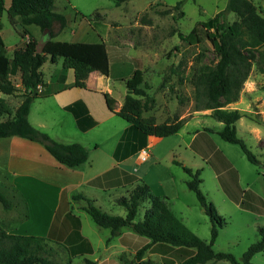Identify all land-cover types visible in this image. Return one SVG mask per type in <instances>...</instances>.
Wrapping results in <instances>:
<instances>
[{"label": "rangeland", "instance_id": "374dc122", "mask_svg": "<svg viewBox=\"0 0 264 264\" xmlns=\"http://www.w3.org/2000/svg\"><path fill=\"white\" fill-rule=\"evenodd\" d=\"M53 1L54 10L66 17V26L54 39L105 42L111 68L110 95L117 103L122 102L126 93L124 81L138 67L143 70L141 86H146L148 93L155 100L153 108L145 111L143 115H154L164 121L180 120L178 119L180 117L186 121L179 133L162 137L160 142L149 147L160 158L157 165L151 166L149 160L138 163L134 154L123 163L124 166L140 177L141 181L138 183L147 184L151 194L159 196L164 192L168 193L166 195L169 200L165 201L169 203L173 213L189 230L208 241L211 228L209 216L197 201L195 193L184 183V179H188L189 176L182 166L172 162V159L185 163L186 167L192 170L199 169L201 178L199 188L213 204L217 215L224 220L222 227L218 228L212 247L215 251L230 252L241 263V256L248 245L260 238L257 228L264 226V125L254 122V120L261 122L263 117L261 114L251 113V118L254 119L251 120L242 112L245 115L235 123L237 136L243 139L259 160L258 164H253L246 159L239 145L227 142L219 136L217 131L222 124L209 115L210 109L195 110V91L191 76L200 66L216 62L213 46L206 39L198 43L182 40L178 34L188 32L197 22L207 20L218 11L224 10L228 0ZM178 1H181L180 7L174 8ZM252 2L264 14V0ZM180 10L184 12L183 15H180ZM224 18L232 22L236 16L233 12H225ZM26 28L37 41L43 40L44 34L37 25L30 24ZM199 32L202 37V29ZM18 33L5 14L1 34L9 57L12 56L14 49L22 46L28 39V36L25 35L23 39ZM260 66L264 67V57ZM40 69L43 80H51L52 83L45 86L43 94L33 99L28 113L29 122L58 142L83 145L88 153L85 167L87 175L100 174L113 166L116 161L117 144L128 134V129H125L128 122L107 110L103 96L105 92L94 90L104 89L103 86L88 83L85 87L88 90L85 91L86 94L93 98L99 110L95 114L97 124L82 131L76 125L75 116L61 106L62 101L74 94V91L68 90L58 95L47 92L61 86L64 79L65 83H70L74 78L73 70L64 68L61 59L55 63L47 60ZM60 75L62 77L58 79ZM10 79L17 90L10 95L0 94V98L13 110L22 99L20 72L10 75ZM99 80L106 82V76L102 74ZM251 82L255 83L251 100L245 98L235 108L248 110L247 101L250 109L258 107L264 110V100L259 98L264 97V72L259 70L256 59L241 91ZM116 107L118 108L117 105ZM6 117L7 115L0 116V120ZM204 127L210 129L207 134L214 142L215 148L222 151L239 172L240 182L238 179L236 181L238 204L229 200L220 189L211 165L194 154L186 145L193 131H203ZM254 128L258 133L253 130ZM15 140L27 139L16 136L0 138V192L10 203L6 208L0 202V228L7 232L44 236L55 214L56 209L53 210V207L59 195L45 189V184L35 178L21 179L20 181L24 182L21 187L10 183L19 181L16 178L17 173L10 170L12 156L10 145ZM30 142L47 152L42 144ZM24 160L25 166L29 167L37 162L33 155L25 156ZM33 172L35 176L43 175L37 169ZM58 173L65 181L64 174ZM127 189L125 187L100 189L85 184L76 191L93 193L97 200L95 205L101 210L112 215L124 216L125 207L116 203L115 199L120 196L127 197L129 195ZM251 191L263 202L251 203L249 200ZM79 202L81 201H75L73 203L75 207L69 210L78 219L79 232L90 243L91 250L67 253L63 244L47 241L46 256L54 264H65L68 259L71 260V264H85L84 258L95 260L96 264H139L134 257L135 251L149 240L124 227L121 232L125 246L116 236L107 243L110 230L98 226L86 211L77 208ZM148 205L147 200L139 203L135 221L142 218ZM185 256L186 252L181 249H167L154 244L144 251L141 260L155 264H180ZM251 262L264 264V249L255 253L251 257ZM204 264L231 263L219 259Z\"/></svg>", "mask_w": 264, "mask_h": 264}, {"label": "trees", "instance_id": "16d2710c", "mask_svg": "<svg viewBox=\"0 0 264 264\" xmlns=\"http://www.w3.org/2000/svg\"><path fill=\"white\" fill-rule=\"evenodd\" d=\"M3 4L4 0H0V14L5 10L9 22L22 36L27 35L28 39L22 46L14 49L11 57L7 56L0 21V94L10 95L17 90L10 79V75L17 71L20 72V83L23 87L22 99L13 110L0 98V116L7 115L5 119L0 120V138L19 136L36 141L59 163L69 167L79 165L87 160L88 153L85 147L79 143H61L54 140L29 122L28 113L33 99L41 94L38 90V86L43 84V73L40 68L47 60L54 63L61 59L64 68L73 70V85L83 87L84 80L91 71L96 70L106 76L109 74L107 46L102 40L70 42L54 39L66 26V17L54 10L53 0H10L6 8ZM180 4L181 1H178L173 7L178 8ZM225 12H233L236 19L232 22L227 21L224 18ZM179 13L184 14L181 10ZM15 17L19 19L18 25H15ZM30 24L37 25L44 34L43 40L46 42L41 52H36L37 39L26 28ZM201 29L202 37L199 32ZM178 34L182 40L188 42L208 40L213 46L216 58L214 64L200 66L191 76L195 91V110L210 109L209 115L222 123V127L217 131L219 136L227 142L239 145L246 159L258 164V158L236 133L235 123L245 114L238 109L224 107L238 100L255 59L259 70L264 72V67L260 66L264 57V14L257 9L252 0H228L224 10L218 11L207 20L197 22L188 32ZM124 83L126 93L118 109L115 99L109 93L105 92L103 96L107 108L129 123V130L134 136V152L146 144L148 135L166 137L175 134L182 127L183 119L157 123L154 116L143 115L145 111L153 108L155 101L148 93L147 87L141 86L143 70L136 67ZM64 109L75 116L76 124L81 130L96 124L80 99L67 104ZM207 131L209 128L197 132L190 146L214 169L224 193L239 203L236 170L227 161L228 169H224L221 163L219 164L221 168L218 166L217 155L221 153L215 148ZM175 163L181 165L178 161ZM182 168L189 176L185 179L186 186L195 193L197 201L209 216L211 228L208 241L189 230L160 197L150 193L145 183H137L127 197L117 199V203L125 207L124 216L112 215L101 210L93 199L83 194H75L72 198L84 202L80 207L88 213L95 224L110 230L107 243L112 237L120 235L124 227L147 238L149 242L135 251L134 257L139 264H155L141 260L144 251L154 244L186 252L180 264H204L219 259H225L231 264H252L251 257L264 249V226L257 228L260 238L248 245L241 256V263L230 252L215 251L212 246L218 228L222 227L224 220L217 215L213 204L199 188L200 170H192L184 165ZM231 175L235 176L234 188L226 183L231 179ZM95 181L96 179L91 183ZM143 200H147L149 205L142 218L135 221L139 203ZM0 202L6 208L10 206L1 192ZM79 225L78 219L71 211L56 209L44 236L7 232L0 228V264H54L45 254L47 241L63 244L67 253L90 251V243L79 232ZM122 241L124 242L123 239ZM84 262L96 264L95 260L89 258H84ZM65 264H71V260L68 259Z\"/></svg>", "mask_w": 264, "mask_h": 264}, {"label": "crops", "instance_id": "0c3cea01", "mask_svg": "<svg viewBox=\"0 0 264 264\" xmlns=\"http://www.w3.org/2000/svg\"><path fill=\"white\" fill-rule=\"evenodd\" d=\"M9 2H10V0L9 1L4 0V4L3 5H4L5 8L9 5ZM5 14H6V11L2 10L1 14H0V21L1 22H2V19H3ZM7 18H8V16H7ZM14 22H15V25H18L19 19L17 17H15L14 18ZM17 32H18V29H17ZM21 37H23V39H24L25 36H21ZM70 42H75V41H70ZM59 60L60 59H58L57 61H59ZM61 62H62V60H61ZM110 70H111V68L109 66V74H110ZM109 74L107 76L105 75L106 76V80H105L106 82H102V80H99L101 78L102 74L99 71H96V70L95 71H91L88 74V76L85 78L83 87L74 86L73 85L74 78L70 81V83H65L66 79H64V81L62 82L61 86H59V87H57L55 89H52L53 91H48L47 90V92H50V94L58 95V94L65 93V91H68V90L74 91L73 92L74 94L69 95L66 99H64V101H62V103H61L62 108L64 109V106H66L67 104L80 99L85 104V106L87 108V111H88V114L92 117V119L95 120L96 111H98L99 109H98L96 103L93 102V98H91L88 94H86L87 92H85V91L87 90V88H85V87H86V85L88 83L95 84V85H102L104 89H94V90L95 91L99 90L100 93L101 92L102 93L103 92H107L110 95L111 91H110V85H109V79H110V75ZM61 77H62V75H60L58 79H61ZM51 83H52L51 80H45V81L43 80V84L39 85V88H38L39 92L41 94H43V92H45L44 91L45 90V86L47 84H51ZM254 87H255V83H253V82L247 83L246 87L241 91L240 97L238 98L239 100L227 104L224 108L237 109L235 107L240 102L244 101L245 98H247V100L250 101L251 100V94L254 91ZM259 98L264 100V97H259ZM115 101H116V99H115ZM247 103L248 102L246 101V107L248 108V110L246 109L247 111L246 110L242 111L243 109H238V110H240L241 112H244L245 114H247V117L250 118L251 120H254L253 118H251V115H252L251 113L261 114L262 117H263V120L261 122H258L256 120H254V122H256V123H258L260 125H264V110H261L258 107L255 108V109L254 108L250 109L249 105H247ZM121 104H122V102L121 103L115 102V105H117L118 108L121 106ZM106 108H107V106H106ZM107 110L110 113H114V112H111L108 108H107ZM150 110H148V111H150ZM148 116H150V115H148ZM152 116H154V115H152ZM193 117H194V115H193ZM178 119H182V118L179 117ZM155 120H156L157 123H160V122L164 121V120L158 119L157 117H155ZM75 122H76V120H75ZM185 123H186V121H184L182 127L177 131L178 133L184 127ZM96 124H97V121H96ZM220 124H222V123L220 122ZM221 127H222V125H220V128ZM89 128H91V127H89ZM89 128H87L85 130H88ZM204 128H206V127H204ZM125 129L126 130L128 129V134H126V136L124 138L120 139V141L117 144L116 152H115L116 153V161H115L114 165L111 166L110 168H108L107 170L102 171L100 174L98 173L97 175H91V176L87 175L88 173H87L86 168H85V167H87L86 166L87 160L85 162L79 164V165L74 166V167H69V166H66L64 164L59 163L48 152H45L41 148H39V147L35 146L34 144H32L30 142L31 140H29V139H27V140H15L10 145V147L12 148V151H11V155L12 156H11V161H10V170H12V172H16L17 173L16 178L19 181H12L10 183L15 185V186H20L21 187V185H24V182L20 181L21 179L27 180V179H30V178H35V179H38V180L42 181L43 184H45V187H44L45 189H47L48 191L53 192L57 196L59 195V197H57V200H56V202L54 204L53 210L54 209H64V212L70 211L69 209H71V208L73 209V207H75V205L73 206V203L75 201H81L82 202L81 199L80 200H74L72 198V196L75 195V194H84L85 196L93 199L94 203H95V201H97L96 198L94 197L93 193L88 194V193H85V192L81 193L80 191H76L77 188L83 187V186H85V184L86 185L88 184V185H91L92 187H96V188H100V189H109V188H115V187H125V188H128L127 190H128V194H129V192L139 182L140 177H138L134 173L128 171L127 167H125L123 163L130 156L136 154L139 149L134 152V147H135L134 146L135 143H134V139H133L134 136H132L133 132L129 130V123H128V126ZM85 130H82V131H85ZM253 130L256 133H258L257 129L254 128ZM197 132H199V131L198 130L193 131L192 135L189 137L188 141L186 142V145L188 147H190V149L194 152V154H196V155L200 156L201 158L205 159L199 153L194 151L191 148V146H190V144L193 141V139H194L195 135L197 134ZM10 137H14V136H10ZM16 137H19V136H16ZM161 138L162 137H157V136H154V135H148L147 138H146V144L143 146V147H147V149L149 150V156H148V158L145 161L149 160L151 166L157 165L159 163V159L160 158L158 156H156L154 154V152L149 149V147H151V144H157L158 142H160ZM24 139H26V138H24ZM34 142H36V141H34ZM218 151L221 153V154L217 155L218 166L221 163V165H222V167L224 169H228V164L226 163V161L229 163L230 166H232L233 163L230 161V159L228 157H226L225 154L222 153V151H220V150H218ZM28 155H33L36 158L37 162L35 163V165L30 166V167L27 166V165L25 166L26 162L24 160V157L28 156ZM50 157H52V158H50ZM87 159H88V157H87ZM136 161H137V158H136ZM175 161L180 162L179 160L172 159V162L175 163ZM180 163H181V166L182 165L186 166L185 163H183V162H180ZM65 166L68 167V168H65ZM36 169L43 175H36L35 176L33 171L36 170ZM235 170H236V179H238L239 182H240L239 172H238L236 167H235ZM58 172H61L62 175L64 174L65 181H63L61 179V177L59 176L60 174ZM215 176H216L217 182H218V184L220 186V189L223 190L222 187H221V184L219 182V179L217 177L216 172H215ZM234 177H235L234 175L233 176L231 175V179L228 182H226L227 184L229 183V186L232 187V188L235 187ZM67 179H70V180L67 181ZM94 179H96V181L94 183H91V181L94 180ZM184 180H183V182H184ZM166 194H168V193L164 192L162 194H159L158 197H160L166 203V205L170 208L169 203H167L165 201V200H169V197ZM120 197H122V196H120ZM124 197H126V196H124ZM226 197L229 200L233 201L227 195H226ZM118 198L119 197H117L115 199L116 203H117V199ZM249 200H250L251 203H256V202H261L262 203L263 202L262 200H260L259 196L257 194H255L253 191H251V194L249 195ZM81 202H79V204L77 205V208L81 209V207H80L82 205ZM233 202L236 203L235 201H233ZM236 204H238V203H236ZM171 211H172V209H171ZM47 226H48V223H47ZM116 237H118V240L120 241V243L125 246V243L122 241V239L124 237L123 236V232H121V234L116 236Z\"/></svg>", "mask_w": 264, "mask_h": 264}, {"label": "built area", "instance_id": "2783aa9c", "mask_svg": "<svg viewBox=\"0 0 264 264\" xmlns=\"http://www.w3.org/2000/svg\"><path fill=\"white\" fill-rule=\"evenodd\" d=\"M148 156H149V150L147 149V147H142L136 153L137 162L138 163L144 162L148 158Z\"/></svg>", "mask_w": 264, "mask_h": 264}, {"label": "water", "instance_id": "95a60500", "mask_svg": "<svg viewBox=\"0 0 264 264\" xmlns=\"http://www.w3.org/2000/svg\"><path fill=\"white\" fill-rule=\"evenodd\" d=\"M46 40H39L36 44V52H41Z\"/></svg>", "mask_w": 264, "mask_h": 264}]
</instances>
